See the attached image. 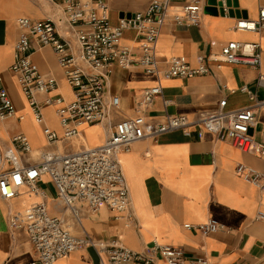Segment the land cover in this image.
Wrapping results in <instances>:
<instances>
[{
	"label": "crops",
	"instance_id": "obj_1",
	"mask_svg": "<svg viewBox=\"0 0 264 264\" xmlns=\"http://www.w3.org/2000/svg\"><path fill=\"white\" fill-rule=\"evenodd\" d=\"M60 0H0V76L11 98L15 112L0 119V146L10 144L17 133L26 135L32 148L31 159L44 151L73 150L75 145L98 146L109 132L107 123L79 126L80 135L72 146L57 142L48 145L42 135V126L56 132L60 126L55 114L58 105L44 106L42 120H36L15 78L9 72L14 59V43L19 29L16 19L40 20L62 17ZM108 8L110 25L118 24L122 15L141 12L152 0H103ZM177 9L186 0H170ZM204 8L199 26L164 24L158 34L155 56L160 63V74L146 73L139 67L123 68L114 65L106 80L105 100L119 99L116 107L108 106L110 125L133 117L142 90L159 85L161 92L146 109L148 125L162 122L167 116L183 114L193 119L213 112L221 99L225 109H237L251 104L240 88L255 91L258 99L264 90L256 84L259 73L264 74V30L236 29L239 19L255 20L264 0H226L223 11L216 0H203ZM63 33L65 26L58 21ZM228 41L259 44V68L216 62L207 57L219 53ZM122 44L137 46L135 32H122ZM199 57L210 68L206 74L192 77H164V63L180 58L191 66L198 65ZM205 58V59H204ZM43 74L55 78L57 86L52 95H60L64 102L73 95L56 57L49 47L36 48L31 54ZM256 124L253 137H264V105L255 109ZM84 138V139H82ZM85 140V141H84ZM118 162L125 178L130 205L122 215L101 206L96 212L80 208L79 221L59 202L54 185L48 177L37 184L36 191L24 184L17 185V195L9 201L0 198V264H29L36 254L24 228H11L8 218L27 206L45 201L50 214L61 219L63 227L74 236L84 233L95 241L110 243L143 251L151 242L179 247L188 258L204 257L209 264H264V190H260L239 174L235 168L242 163L264 172V157L243 152L227 140H218L204 132L201 138L195 128L175 130L159 135L155 140L143 138L134 142L128 151H121ZM208 219L223 228L203 235L187 229L184 224L198 225ZM103 254L92 247H82L58 258L53 264H106ZM121 264H138L122 262ZM154 264H166L157 257Z\"/></svg>",
	"mask_w": 264,
	"mask_h": 264
},
{
	"label": "built area",
	"instance_id": "obj_2",
	"mask_svg": "<svg viewBox=\"0 0 264 264\" xmlns=\"http://www.w3.org/2000/svg\"><path fill=\"white\" fill-rule=\"evenodd\" d=\"M216 1L223 11L227 9L226 0ZM56 3L62 15L58 21L66 28L63 33L58 21L53 18L16 19L19 34L14 43V59L9 72L36 120H42L44 106L58 105L55 114L60 132L47 125L41 129L48 145L64 142L72 146L73 140L80 135L79 126L82 124L105 122L109 132L98 146L82 145L68 152L44 151L38 153L34 160L31 159L32 148L26 135H13L9 145L0 146L2 200L14 198L19 183L36 191L37 184L46 176L54 185L59 202L77 221L81 207L93 213L106 206L122 215L128 212L130 197L118 154L128 151L134 142L143 138L155 140L161 134L186 131L190 127L195 128L198 138L208 132L218 140L231 142L243 152L264 157V137L261 140L253 137L255 109L264 105V98L258 99L256 92L245 86L240 90L248 95L251 101L248 106L225 109L226 100L221 99L213 112L193 119L174 114L160 123L148 125L146 109L161 92L159 85L149 86L142 90L133 117L109 124L107 108L116 107L119 102L116 96L105 100L106 80L111 68L114 65L139 67L158 76L160 63L155 56V45L160 28L166 23L199 26L203 0H186L177 9L171 8L170 0H152L144 11L122 15L115 26L108 21V8L103 0H60ZM234 27L245 31L264 30V7L259 8L255 20L239 19ZM126 29L135 32L138 43L135 48L122 44V32ZM41 47H49L54 53L72 91L73 98L69 102H64L60 95L51 94L57 86L55 78L41 73L31 59V54ZM207 59L254 68H259L261 64L259 44L256 42L228 41L221 45L218 54H210ZM198 60V65L193 67L180 58H172L164 63L161 75L170 78L209 73L210 68L203 57ZM256 84L264 90V74H258ZM14 112V104L0 76V119L10 117ZM235 171L264 190V172L242 163L237 164ZM256 218H264V213L258 212ZM8 225L25 229L36 254V259L29 264H53L58 258L86 246L92 247L97 254H103L106 264H154L157 257L166 264H209L204 257L188 258L181 248L155 241L145 246L143 251H133L113 242L95 241L85 233L74 236L63 227L59 217L49 213L45 201L11 214ZM184 227L198 230L203 235L223 228L213 219L198 225L184 224Z\"/></svg>",
	"mask_w": 264,
	"mask_h": 264
},
{
	"label": "rangeland",
	"instance_id": "obj_3",
	"mask_svg": "<svg viewBox=\"0 0 264 264\" xmlns=\"http://www.w3.org/2000/svg\"><path fill=\"white\" fill-rule=\"evenodd\" d=\"M74 147H75L74 149H77L78 148L77 145H75ZM67 213L69 214V211H67Z\"/></svg>",
	"mask_w": 264,
	"mask_h": 264
},
{
	"label": "bare ground",
	"instance_id": "obj_4",
	"mask_svg": "<svg viewBox=\"0 0 264 264\" xmlns=\"http://www.w3.org/2000/svg\"><path fill=\"white\" fill-rule=\"evenodd\" d=\"M82 139H84V138H82ZM85 141V140H84Z\"/></svg>",
	"mask_w": 264,
	"mask_h": 264
}]
</instances>
